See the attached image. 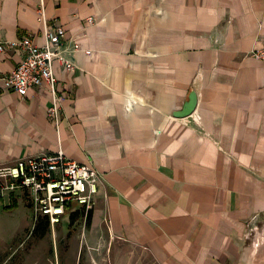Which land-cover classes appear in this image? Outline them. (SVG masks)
<instances>
[{"label":"crops","instance_id":"crops-1","mask_svg":"<svg viewBox=\"0 0 264 264\" xmlns=\"http://www.w3.org/2000/svg\"><path fill=\"white\" fill-rule=\"evenodd\" d=\"M42 2L74 60L53 62L61 119L47 116L46 88L21 96L0 79V167L62 149L96 169L93 245L112 239L154 264H240L252 249L263 259L264 59L252 52L264 50V0H0V76L21 61L11 44L45 41ZM191 93L194 113L177 117ZM82 214L74 203L58 225ZM46 220L27 191L0 201V264H37L51 244L28 257L7 248L32 222L45 238Z\"/></svg>","mask_w":264,"mask_h":264},{"label":"built area","instance_id":"built-area-1","mask_svg":"<svg viewBox=\"0 0 264 264\" xmlns=\"http://www.w3.org/2000/svg\"><path fill=\"white\" fill-rule=\"evenodd\" d=\"M43 1V0H42ZM38 21L44 25L45 41L36 44L29 36L11 44L21 50L19 65L0 76L4 84L25 96L34 88H46L51 95V104L47 107V116L56 125L61 116L62 96L56 87L57 77L53 71V62L57 61L65 70L74 67V60L65 48L67 33L63 26L49 27L44 14L43 2L38 9ZM91 23L93 17L88 18ZM81 48L74 43L71 51ZM5 44L0 42V54ZM91 54L90 50H86ZM252 55L264 59V50H256ZM100 175L96 169L85 163H78L66 156L62 149L51 155L23 157L13 165L0 167V201H4L14 192L27 191L35 219L45 216L51 226L62 221L68 208L76 203L89 211L99 192ZM256 216L253 217V221Z\"/></svg>","mask_w":264,"mask_h":264},{"label":"rangeland","instance_id":"rangeland-1","mask_svg":"<svg viewBox=\"0 0 264 264\" xmlns=\"http://www.w3.org/2000/svg\"><path fill=\"white\" fill-rule=\"evenodd\" d=\"M1 206L4 212H7L9 215H15L14 210L8 209L9 205ZM76 218V220L70 221L69 224L65 221L62 224L50 226L45 238H41L38 235L43 228L39 227L38 231L35 232L34 230L38 223L32 222L24 229L23 237L17 241L18 243L10 245L7 251L25 249L28 254L26 257H28L39 246L49 248L51 244V249H43V252L35 255L36 257L33 260L36 259L37 264H154L150 262L144 251L135 250L127 244L119 243L117 240L120 246L118 251L116 249L111 250L110 243H112V239L109 243L101 237L97 244L93 245L88 241L86 232L87 215L82 214V216H77ZM1 232L2 230H0ZM19 233L21 232L19 231ZM5 234V242H9V240L14 238L11 230L6 231ZM76 236H79L78 250H76L75 246ZM116 241L113 240V243ZM20 258L24 257L18 256V260L15 261H19Z\"/></svg>","mask_w":264,"mask_h":264},{"label":"water","instance_id":"water-1","mask_svg":"<svg viewBox=\"0 0 264 264\" xmlns=\"http://www.w3.org/2000/svg\"><path fill=\"white\" fill-rule=\"evenodd\" d=\"M188 101H186L181 108L180 111L175 112V115L177 117L181 116H189L194 113L195 108L197 106V98L195 93H191L188 97ZM254 252V249L252 251H247L243 254V258L241 260L240 264H264V257L263 259H259L258 261H254V257L252 255Z\"/></svg>","mask_w":264,"mask_h":264},{"label":"trees","instance_id":"trees-1","mask_svg":"<svg viewBox=\"0 0 264 264\" xmlns=\"http://www.w3.org/2000/svg\"><path fill=\"white\" fill-rule=\"evenodd\" d=\"M90 215H91V212L88 211V215H87V217H88V221H90V218H91ZM74 219H75V218H73V220H74ZM45 223H46V226H48V225L50 224L49 220H46ZM41 225H43V224H41ZM44 225H45V224H44ZM39 227H40V224L35 228L34 231H35V232L38 231V228H39ZM44 228H45V227H44Z\"/></svg>","mask_w":264,"mask_h":264}]
</instances>
